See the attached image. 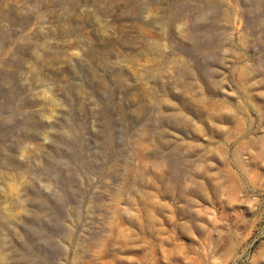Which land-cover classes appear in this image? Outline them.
Here are the masks:
<instances>
[{"label": "rangeland", "instance_id": "1", "mask_svg": "<svg viewBox=\"0 0 264 264\" xmlns=\"http://www.w3.org/2000/svg\"><path fill=\"white\" fill-rule=\"evenodd\" d=\"M0 264H264V0H0Z\"/></svg>", "mask_w": 264, "mask_h": 264}]
</instances>
